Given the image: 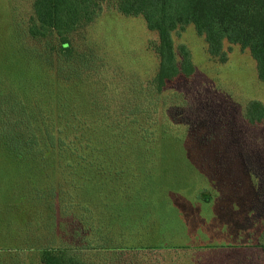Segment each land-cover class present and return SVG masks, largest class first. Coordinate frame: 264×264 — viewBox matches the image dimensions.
<instances>
[{"label":"trees","instance_id":"obj_1","mask_svg":"<svg viewBox=\"0 0 264 264\" xmlns=\"http://www.w3.org/2000/svg\"><path fill=\"white\" fill-rule=\"evenodd\" d=\"M32 6L18 36L21 44L12 50L21 66L11 59L0 66V147L27 175L11 204L18 241L0 248V256L34 251L40 264H95L73 252L163 248L182 249L180 257H187L189 245H137L156 238L166 243L168 233H183L184 227L170 213L166 193L152 199L154 174L141 161L143 151L152 154L154 145H165L161 139L171 136L157 124V107H150L169 82L194 72L189 50L174 40L188 25L205 37L214 57H225V43L248 49L264 78V0H34ZM109 9L142 17L158 35L150 47L159 63L147 90L135 82L127 93H110L91 80L97 70L104 78L105 59L98 49L96 56L79 51L78 35ZM28 40L42 47L28 48ZM244 117L253 125L263 123L264 104L251 100ZM162 154L165 162L169 156ZM125 176L129 180L122 181ZM168 182L160 180L165 187ZM75 204L86 216L80 225ZM61 223L83 244H73V236L57 244L53 231ZM259 247L264 252V241ZM5 262L0 257V264Z\"/></svg>","mask_w":264,"mask_h":264},{"label":"rangeland","instance_id":"obj_2","mask_svg":"<svg viewBox=\"0 0 264 264\" xmlns=\"http://www.w3.org/2000/svg\"><path fill=\"white\" fill-rule=\"evenodd\" d=\"M33 1L0 0V66L10 59L14 67L21 66V59L12 50L21 44L18 36L33 14ZM157 39L142 17L112 9L105 10L78 35L79 51L96 56L98 49L105 59L104 78L97 70L92 71L95 76L91 75V80L104 83L110 93H127L135 82L147 90L159 63L150 47ZM174 40L177 47L183 44L189 50L194 72L169 82L153 101L150 108L154 111L157 107V124L166 126L171 136L158 137L165 145H154L152 154L143 151L141 161L154 174L152 199L166 193L170 213L184 226L183 233H166L168 243L156 238L155 242L138 240L137 245H189L188 256L180 257L179 251L185 252L182 249L163 248L116 252L77 249L73 254L95 264H264V252L259 247L264 241V122L253 125L244 117L245 106L251 100L264 104V78L259 77L248 49L225 43V57H214L205 37L193 25L177 31ZM25 44L33 49L42 47L40 42L30 40ZM163 152L169 156L165 162L161 160ZM10 157L0 147V194L6 196L0 195V204L7 200L9 206L27 179ZM59 169L64 170L62 166ZM162 177L169 181L168 187L160 184ZM144 179L140 175V181ZM125 180L129 178L125 176ZM79 208L75 204L73 211L75 223L80 225L79 219L86 216L82 217ZM63 223L53 231L56 243L59 239L69 242L73 236V244L82 245L72 228L69 237ZM15 229L11 221L10 236ZM208 242L211 246H206ZM199 243L204 247L194 246ZM0 257L5 264H40V256L34 251Z\"/></svg>","mask_w":264,"mask_h":264},{"label":"crops","instance_id":"obj_3","mask_svg":"<svg viewBox=\"0 0 264 264\" xmlns=\"http://www.w3.org/2000/svg\"><path fill=\"white\" fill-rule=\"evenodd\" d=\"M0 195L2 196L4 194L1 193ZM13 218V208L9 206L7 200L3 201V203L0 204V248H7L14 243V241H12L14 236H10V231H8L9 223L11 224V221L13 222Z\"/></svg>","mask_w":264,"mask_h":264}]
</instances>
